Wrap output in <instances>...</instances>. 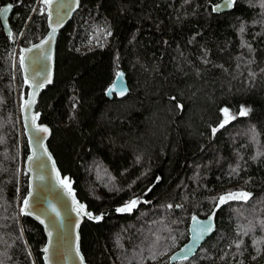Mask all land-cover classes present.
<instances>
[{
	"label": "trees",
	"instance_id": "obj_1",
	"mask_svg": "<svg viewBox=\"0 0 264 264\" xmlns=\"http://www.w3.org/2000/svg\"><path fill=\"white\" fill-rule=\"evenodd\" d=\"M217 1L80 0L59 31L54 81L36 111L77 198L103 214L81 226L86 264L264 260V0H234L219 14ZM6 4L13 7L11 35L0 24V264H43V229L20 210L28 148L18 55L46 34V14L40 0H0ZM118 69L129 93L109 99ZM224 108L235 119L213 136ZM240 190L251 194L247 201L217 207L212 199ZM130 199L140 203L116 211ZM215 207L213 235L192 258L170 263L191 215Z\"/></svg>",
	"mask_w": 264,
	"mask_h": 264
},
{
	"label": "water",
	"instance_id": "obj_2",
	"mask_svg": "<svg viewBox=\"0 0 264 264\" xmlns=\"http://www.w3.org/2000/svg\"><path fill=\"white\" fill-rule=\"evenodd\" d=\"M224 3H226V0L217 1L212 6V12L219 14L229 12L234 8L235 1L233 2L232 7H221L219 11H213L214 6L223 5ZM40 4L44 7V12L46 14L47 32L40 40L29 46H22L19 51L20 55L22 50L31 49V51L23 52L27 59L25 67L23 69L20 68L23 85L27 88L26 96L20 101L21 123L28 148V152L23 162L27 181V191L24 198L28 196L29 192L32 193V196L29 197V208L26 210L31 212V214L21 213L33 219L43 229L45 235V243L41 248L43 264H86L85 257L80 248L81 226L85 220L99 223L103 218V214H96L93 211H90L87 205L77 198L73 182H70L68 178L64 177L61 173L55 161V157L48 146V142L52 135L51 127L47 123L41 122L38 117L35 122L36 125L47 127L48 129L47 133H39V136L42 138L39 144L30 142L33 133L30 127H26V124H31V117L38 113L36 111V106L42 91L53 84L55 77V53L58 34L79 9L80 0H78V2L77 0H53L51 6L44 5L42 2H40ZM3 7H7V4L3 5L1 8ZM11 11L12 9L9 10L6 16L0 18V24L7 35L10 34L9 16ZM49 12H51V16H49ZM53 27L56 28L54 33L52 32ZM50 34L53 38L48 40ZM44 41H47V43H42ZM34 45H42V47L34 48ZM117 72L123 73L122 79L125 91L123 95L119 94V90L113 91L111 94L108 93V89L116 81L115 75L113 81L105 91V96L109 99H113L114 97L121 99L129 93V86L125 72L122 69H118ZM26 80L27 82H25ZM38 81H45L43 87H35V83ZM26 101H32V103L29 105L26 104ZM221 128L222 127L220 126L216 127L217 131ZM215 133H213V136ZM29 157H33V159L29 160ZM62 180H65L70 185L71 192L64 187L61 183ZM23 199L21 209L24 207ZM77 204L83 205L84 211L91 213L92 217L99 216L102 218L95 219L89 218L87 215L83 214L77 215L75 210ZM50 206H54L57 211H59V217H56L55 213L51 211ZM217 210L218 208L215 207L204 217L197 214L191 215L188 226V238L178 249L169 255L170 263L184 260L183 257L185 252L182 251V249L186 250V246L187 248L192 249V252L187 259L192 258L200 246L211 235H213L216 229ZM213 212L215 213L214 215ZM37 216H39V219H37ZM193 216H195L197 221L201 224L208 222L209 217H212V230L205 234L199 241L193 240L194 230L197 227L196 223L192 220ZM50 218L55 220V225L48 227ZM41 220H43L44 223H41ZM49 231L52 232L51 237L48 235ZM45 247L49 249L47 254L43 251ZM81 257L83 258L82 260ZM256 264H264V260Z\"/></svg>",
	"mask_w": 264,
	"mask_h": 264
},
{
	"label": "snow or ice",
	"instance_id": "obj_3",
	"mask_svg": "<svg viewBox=\"0 0 264 264\" xmlns=\"http://www.w3.org/2000/svg\"><path fill=\"white\" fill-rule=\"evenodd\" d=\"M40 2H42L44 5L51 6L53 0H40ZM77 2H78V0H77ZM233 2H234V0H226V3H224L223 5L214 6L213 7V11H219L221 9V7H225V8L232 7L233 6ZM12 7H13L12 4H8L7 7L0 8V18L6 16L7 13L9 12V10ZM33 11H35V9H33ZM49 16H51V12H49ZM241 30H243V29H241ZM55 31H56V28L53 27L52 32L54 33ZM10 35H11V33H10ZM21 35H22V33H21ZM52 38L53 37L50 34L49 37H48V40H51ZM42 43H47V41H44ZM33 47L34 48H41L42 45H34ZM24 51H31V49L22 50L21 54L19 55L18 63H19V66H20L21 69H23L25 67V62H26V59H27L25 57V55L23 54ZM122 78H123V73L117 72L116 73V81L108 89V93L109 94H111L113 91H117V90H119V94L120 95L124 94L125 89L123 87V79ZM25 82H27V80ZM48 82H50V81H48ZM44 83H45V81H38V82L35 83V87L36 88L43 87ZM33 95H34V93H33ZM31 103H32V101H26V104L30 105ZM180 107H182V106H180ZM222 112L224 114V119H223V122L219 125L220 127H224V125L229 123V121L231 119H235V117L230 114L229 109L224 108V109H222ZM239 115H241V116L247 115V110L242 108L239 111ZM38 117H39V113H37L35 116L31 117V124L30 125L26 124V127H30L31 130H32V133H33V136L30 139V142H34L36 144H39L40 140L42 139L39 136V133H47L48 132L47 127H42V126H37L36 125L35 122L38 119ZM212 131H213V133H215L217 131V129L213 128ZM32 159H33V157H29V160H32ZM61 183L64 185L65 188L68 189L69 192H71L70 185L65 180H62ZM250 195H251L250 193L245 192L243 190L230 191V192H227L225 194H221L218 197H213L212 199L213 200H218L217 207H219V205H222V204L226 203L229 200L247 201L250 198ZM31 196H32V193L29 192L28 196L23 199L24 207L21 209V212L24 213V214H31V212L26 211L29 208V197H31ZM138 203H140V201L138 199H130L123 207L117 208L116 211L117 212H130V211H132L133 208H135L137 206ZM50 207H51V211L53 213H55L56 217H59L60 216L59 211H57V209L54 206H50ZM169 207H171V205H169ZM177 207H180V205H177ZM75 210L77 212V215L83 214V215H87L89 218H95V219H101L102 218V217H99V216L92 217L91 213L84 211V206L83 205L77 204V207H76ZM214 214L215 213L213 212V215ZM37 219H39V216H37ZM211 219H212V217H209L208 222H206L204 224H201L199 221H197V218L195 216L192 217V220L197 225L196 229L194 230V235H193V240L194 241H199L200 239L203 238V236L205 234H207L208 232H210L212 230ZM40 222L44 223L43 220H41ZM54 225H55V220L50 218L48 227H51V226H54ZM244 234L247 235L248 233L244 232ZM48 235L51 237L52 232L49 231ZM240 243H242V241L239 242V243H236V247L237 248L240 247ZM253 243L255 244V243H258V242L257 241H253ZM43 251H44L45 254H47L49 249L47 247H45L43 249ZM182 251L185 252V255H184L183 259H187L188 256L191 254L192 249L187 248V246H186V250L182 249ZM173 258H175V257H173ZM46 259H47V256H46ZM82 259L83 258L81 257V260Z\"/></svg>",
	"mask_w": 264,
	"mask_h": 264
}]
</instances>
